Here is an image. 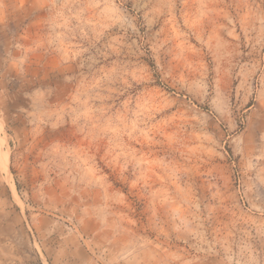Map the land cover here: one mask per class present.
I'll return each mask as SVG.
<instances>
[{"label": "rangeland", "instance_id": "obj_1", "mask_svg": "<svg viewBox=\"0 0 264 264\" xmlns=\"http://www.w3.org/2000/svg\"><path fill=\"white\" fill-rule=\"evenodd\" d=\"M0 264H264V0H0Z\"/></svg>", "mask_w": 264, "mask_h": 264}]
</instances>
